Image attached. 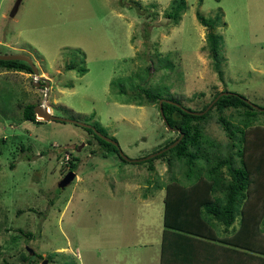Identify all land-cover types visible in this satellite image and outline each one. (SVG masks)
<instances>
[{"label":"rangeland","instance_id":"rangeland-1","mask_svg":"<svg viewBox=\"0 0 264 264\" xmlns=\"http://www.w3.org/2000/svg\"><path fill=\"white\" fill-rule=\"evenodd\" d=\"M15 1L0 0V56L28 57L39 76L0 69V264H26L29 249L37 264H159L165 163L149 171L103 158L82 127L22 122V108L45 94L49 113L113 137L131 160L176 136L158 105L133 101L140 87L184 109L224 90L264 109V0H184L176 22L166 13L177 0H21L9 17ZM196 14L219 17L221 80ZM217 115L203 132L225 144ZM68 155L76 179L59 189Z\"/></svg>","mask_w":264,"mask_h":264},{"label":"trees","instance_id":"trees-1","mask_svg":"<svg viewBox=\"0 0 264 264\" xmlns=\"http://www.w3.org/2000/svg\"><path fill=\"white\" fill-rule=\"evenodd\" d=\"M185 9L184 0L173 1L166 17L176 22ZM196 18L206 28L208 58L221 80L219 37L213 32L219 17L207 20L196 14ZM0 69L32 74L29 65L22 61H0ZM66 69L76 67L67 65ZM77 71L86 72L84 69ZM223 92L229 94L219 97L205 111ZM223 92L216 93L198 111L186 108L198 113L205 111L196 116L185 113L174 98L141 87L134 91L133 101L140 104L145 101L149 105H158L164 97L181 106L162 103L164 127L176 136L153 150L151 154L162 153L148 160L132 162L127 157L124 159L118 146L105 142L91 129L83 128L93 135L97 142L96 152L103 158L113 154L121 164L147 165L149 171L154 170L156 160L165 163L169 175L163 187L160 264H219L227 258L223 251L242 253L245 258L254 259L244 260L246 264H264V124H255L258 117H264V111L246 103L242 95ZM34 107V104H27L22 108V122L41 123L36 119ZM225 111L229 114H224ZM213 114H218L215 122L228 140L225 144L210 139L203 132ZM180 135V141L167 149ZM111 140L116 143L113 137ZM96 152L92 150L90 154ZM64 166L72 172L77 169L71 156L64 161ZM237 219L238 228L235 229L233 225ZM24 236L33 238L31 233ZM197 254L203 258H198ZM228 258L234 261L232 255ZM22 259L26 264H37V259L42 260L38 254H28Z\"/></svg>","mask_w":264,"mask_h":264},{"label":"water","instance_id":"water-1","mask_svg":"<svg viewBox=\"0 0 264 264\" xmlns=\"http://www.w3.org/2000/svg\"><path fill=\"white\" fill-rule=\"evenodd\" d=\"M21 3V0H16L15 3L13 4L12 8H11V11L9 13V17H14L18 11V8H19V5ZM0 61H22V62H25L29 65L30 67V70H31V73H32V76L34 78V80L37 78L38 76V69L37 67L33 64V62L26 56L24 55H7V56H0ZM39 84L36 83V86H38ZM47 88H48V83H45L44 84V87H43V90L47 91ZM229 93H220L215 99L214 101L207 107V109L205 111H207L211 105L216 102L218 100L219 97H221L222 95H227ZM47 101V98H46V95L44 94V98H43V101L40 105H37L34 107V114L37 116H42L44 118V121H56V122H63V123H71V124H75L79 127H82V128H85V129H91L97 136H99L102 140H104L105 142L109 143V144H112L113 146L117 147V143H115L114 141H112L111 139L109 138H106V137H102L99 133H97L93 128H91L90 126H87V125H83V124H80V123H77V122H74V121H70V120H66V119H62V118H58L56 116H53L51 113L48 112V109L46 107V104L45 102ZM168 103V104H174V106L176 107H181L179 104H175L173 102H170V101H167V100H160L158 102V107H159V113H160V117L162 119V122L165 123V119L163 117V114H162V109H161V105L162 103ZM246 103L250 104L253 106V108H256L260 111H264V109H261V108H258L257 106H255L254 104L248 102L247 100H245ZM181 109L187 113V114H192V115H196V116H200L202 115L204 112L202 113H198V112H192V111H188L184 108L181 107ZM168 129V128H167ZM172 131V130H171ZM181 139V135L180 137L172 144L170 145L167 149H170L172 147H174ZM162 151L160 152H157L155 154H152L146 158H143V160H148L150 158H153L159 154H161ZM121 156H123L121 154ZM124 159H126L125 156H123ZM129 161V160H128ZM132 162H138L139 160H130ZM76 178V175L74 172L72 171H69L67 172L63 177L62 179L58 182V188L59 189H64L66 188L67 186H69ZM29 253L32 255V251L29 249L28 250ZM46 260H43L42 261V264H46Z\"/></svg>","mask_w":264,"mask_h":264},{"label":"crops","instance_id":"crops-1","mask_svg":"<svg viewBox=\"0 0 264 264\" xmlns=\"http://www.w3.org/2000/svg\"><path fill=\"white\" fill-rule=\"evenodd\" d=\"M223 253L225 254V256L227 258H225L223 261H220L219 264H246L244 262V260H247V261H253L254 259L248 257V258H245V256H243L242 253L238 254V253H233V252H229V251H223ZM234 254V255H233ZM159 255L161 256V245H160V251H159ZM232 255V258L234 257V261H230L229 260V256ZM230 261V262H229ZM159 264H160V257H159ZM250 264H253V263H250ZM259 264V263H258Z\"/></svg>","mask_w":264,"mask_h":264},{"label":"built area","instance_id":"built-area-1","mask_svg":"<svg viewBox=\"0 0 264 264\" xmlns=\"http://www.w3.org/2000/svg\"><path fill=\"white\" fill-rule=\"evenodd\" d=\"M68 158H69V156H66V157H65V159H64V161H67V160H68Z\"/></svg>","mask_w":264,"mask_h":264},{"label":"bare ground","instance_id":"bare-ground-1","mask_svg":"<svg viewBox=\"0 0 264 264\" xmlns=\"http://www.w3.org/2000/svg\"><path fill=\"white\" fill-rule=\"evenodd\" d=\"M38 118H40V120H41V119L43 120V117H42V116H38Z\"/></svg>","mask_w":264,"mask_h":264},{"label":"clouds","instance_id":"clouds-1","mask_svg":"<svg viewBox=\"0 0 264 264\" xmlns=\"http://www.w3.org/2000/svg\"><path fill=\"white\" fill-rule=\"evenodd\" d=\"M38 76H39V74H38ZM47 107V106H46ZM47 109H48V107H47ZM49 112V111H48ZM76 179V178H75Z\"/></svg>","mask_w":264,"mask_h":264}]
</instances>
